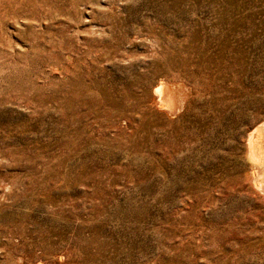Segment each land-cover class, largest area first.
Segmentation results:
<instances>
[{
  "label": "rangeland",
  "instance_id": "rangeland-1",
  "mask_svg": "<svg viewBox=\"0 0 264 264\" xmlns=\"http://www.w3.org/2000/svg\"><path fill=\"white\" fill-rule=\"evenodd\" d=\"M262 123L264 0H0V264H264Z\"/></svg>",
  "mask_w": 264,
  "mask_h": 264
},
{
  "label": "bare ground",
  "instance_id": "bare-ground-1",
  "mask_svg": "<svg viewBox=\"0 0 264 264\" xmlns=\"http://www.w3.org/2000/svg\"><path fill=\"white\" fill-rule=\"evenodd\" d=\"M168 86L165 82H162L157 87L156 92L158 91L163 98H166L164 100L168 101V104L171 105V107H174L175 101L178 100L176 99L177 94L174 95L173 92L169 90ZM248 151V155L250 156L251 161H253V165L255 164V169H251L249 172V179L251 178L254 187H256L259 192H264V123L259 125V127L250 134ZM256 166L260 168V171L257 172Z\"/></svg>",
  "mask_w": 264,
  "mask_h": 264
}]
</instances>
